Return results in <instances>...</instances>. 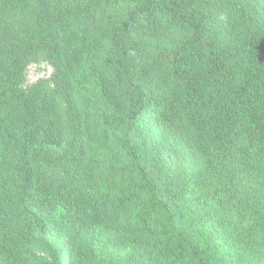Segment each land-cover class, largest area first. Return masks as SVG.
<instances>
[{
	"label": "trees",
	"instance_id": "16d2710c",
	"mask_svg": "<svg viewBox=\"0 0 264 264\" xmlns=\"http://www.w3.org/2000/svg\"><path fill=\"white\" fill-rule=\"evenodd\" d=\"M221 1L229 43L207 0H0V264H246L227 228L264 238L235 176L239 132L264 162V0ZM32 61L54 84L25 86Z\"/></svg>",
	"mask_w": 264,
	"mask_h": 264
},
{
	"label": "rangeland",
	"instance_id": "374dc122",
	"mask_svg": "<svg viewBox=\"0 0 264 264\" xmlns=\"http://www.w3.org/2000/svg\"><path fill=\"white\" fill-rule=\"evenodd\" d=\"M249 0H245L246 3ZM209 4V12L206 21V30L217 36L222 42L229 43L233 37L235 18L233 16L234 8L229 3L221 0H207L204 2ZM257 3V2H253ZM260 12L255 13L258 18L264 22V2ZM26 82L28 88H36L41 90L43 84H54V67L47 61H32L25 71ZM235 151L237 154L236 180L243 190L245 198L251 202H262L264 199V162L259 157L258 152L252 148L244 134L238 133ZM220 183H216L210 176L203 178L202 188L205 193L218 194ZM219 189V190H218ZM223 219V211L218 210ZM229 217V216H228ZM227 219V216L224 218ZM227 226V221L219 220ZM229 249L235 251L239 257L243 258L246 264H264V238L256 228L251 225L245 227L227 228ZM34 254L43 258V252L32 248ZM235 257V256H234ZM232 258V257H231Z\"/></svg>",
	"mask_w": 264,
	"mask_h": 264
}]
</instances>
